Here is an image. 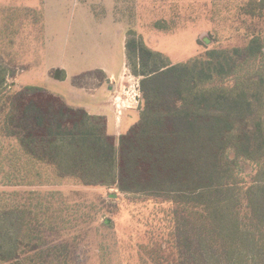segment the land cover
<instances>
[{
	"label": "trees",
	"instance_id": "1",
	"mask_svg": "<svg viewBox=\"0 0 264 264\" xmlns=\"http://www.w3.org/2000/svg\"><path fill=\"white\" fill-rule=\"evenodd\" d=\"M239 11L243 25L236 29L242 30L243 45L214 43L187 61L167 62L141 39L126 41L130 70L140 77L142 104L118 146L103 117L59 97L10 101L13 113H6L5 125L13 123L16 131L11 128L0 138L12 137L22 159L36 165L11 169L12 175L34 184L44 176L35 173L40 166L45 176L56 171L84 184L162 197L191 216L199 244L217 249L206 253L208 264L219 261L220 253L233 264L264 259V0H245ZM61 74L57 69L53 76ZM6 75L0 66V89ZM3 95L1 103L8 100ZM242 162L257 165L249 185L238 176ZM4 206L0 263L63 264L61 243L55 251L36 246L39 236L29 221L21 222L25 212ZM202 248L198 259L206 252Z\"/></svg>",
	"mask_w": 264,
	"mask_h": 264
},
{
	"label": "rangeland",
	"instance_id": "2",
	"mask_svg": "<svg viewBox=\"0 0 264 264\" xmlns=\"http://www.w3.org/2000/svg\"><path fill=\"white\" fill-rule=\"evenodd\" d=\"M244 1L0 0V66L7 71L0 100L1 94L8 97L0 102V136L16 131L13 123L5 125L6 113H13L10 101L52 95L67 105L94 103L118 146L142 104L140 77L130 70L126 41L141 39L171 63L201 56L214 43L241 46L245 39L236 28L243 25L239 7ZM57 69L62 78L53 76ZM11 138H0V205L25 212L21 222L29 221L39 236L36 246L55 251L62 244L63 264H208L206 253L216 248L199 244L191 216L179 206L162 197L84 184L56 171L45 176L40 166L35 173L44 176L34 184L22 182L11 169L36 165L22 159ZM256 166L241 163L238 176L244 184L252 182ZM202 246L206 252L198 259ZM211 264L233 261L220 253Z\"/></svg>",
	"mask_w": 264,
	"mask_h": 264
},
{
	"label": "crops",
	"instance_id": "3",
	"mask_svg": "<svg viewBox=\"0 0 264 264\" xmlns=\"http://www.w3.org/2000/svg\"><path fill=\"white\" fill-rule=\"evenodd\" d=\"M56 71V70H55ZM109 76H114L113 74H110ZM109 89H111L113 86L108 84ZM72 98L74 100H76L77 95L74 94L72 95ZM64 99V98H63ZM66 100V99H65ZM67 101V100H66ZM91 101V100H90ZM68 102V101H67ZM69 105L73 106V107H77V108H83L87 113L91 114V115H102V113L99 111H96V106L94 105V103L92 104V102H86L84 104H74L72 102H68Z\"/></svg>",
	"mask_w": 264,
	"mask_h": 264
},
{
	"label": "built area",
	"instance_id": "4",
	"mask_svg": "<svg viewBox=\"0 0 264 264\" xmlns=\"http://www.w3.org/2000/svg\"><path fill=\"white\" fill-rule=\"evenodd\" d=\"M137 88H138V85H137Z\"/></svg>",
	"mask_w": 264,
	"mask_h": 264
}]
</instances>
